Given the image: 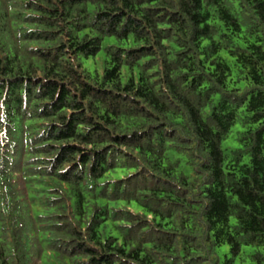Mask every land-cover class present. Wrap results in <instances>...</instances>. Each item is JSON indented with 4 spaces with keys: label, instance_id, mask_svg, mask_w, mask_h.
<instances>
[{
    "label": "trees",
    "instance_id": "trees-1",
    "mask_svg": "<svg viewBox=\"0 0 264 264\" xmlns=\"http://www.w3.org/2000/svg\"><path fill=\"white\" fill-rule=\"evenodd\" d=\"M248 255L264 264V0H0V264Z\"/></svg>",
    "mask_w": 264,
    "mask_h": 264
},
{
    "label": "rangeland",
    "instance_id": "rangeland-1",
    "mask_svg": "<svg viewBox=\"0 0 264 264\" xmlns=\"http://www.w3.org/2000/svg\"><path fill=\"white\" fill-rule=\"evenodd\" d=\"M112 42H114V38L113 37H107V38H105L104 41H103V47H105L107 44L112 43ZM104 60H105V52H104V49H102L97 54L96 60L94 58H90V59H88L86 61V65L91 70H94V69L98 68L100 71H102ZM230 61H231V64H233V60L230 59ZM234 78H235V74H233V76H232V79H234ZM229 84L231 86L233 83L230 81ZM237 127H239V126L238 125L235 126L233 133L228 138H226L223 141V143H222L223 149L226 152H229L232 149H237V148L240 147L239 142L234 138L235 137V132L237 130ZM170 153L172 155H174V158L175 159H181V162H180V170L184 171L188 175H192V173H193L192 168L189 166V164L186 163L185 157L183 155H181L179 153H176V152H173V151H170ZM253 250H255V248H253L251 246L246 247V251L247 252H252ZM228 252H229V246L228 245H223V246H221L218 249V253H219V255L222 258H224L225 254L228 253ZM252 262H253L252 261V258L249 255L246 256V259L243 262H241V260L238 259V264H252Z\"/></svg>",
    "mask_w": 264,
    "mask_h": 264
}]
</instances>
